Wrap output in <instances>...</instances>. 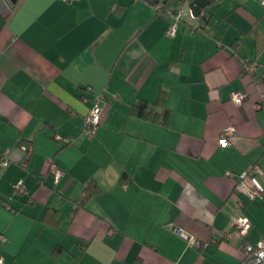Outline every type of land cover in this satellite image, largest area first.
Masks as SVG:
<instances>
[{"label":"crops","instance_id":"0c3cea01","mask_svg":"<svg viewBox=\"0 0 264 264\" xmlns=\"http://www.w3.org/2000/svg\"><path fill=\"white\" fill-rule=\"evenodd\" d=\"M205 8L207 24L185 15L169 35L171 18L143 0L1 6L4 264H240L243 244L264 236V173L240 177L264 170V0ZM233 92L247 94L241 105ZM162 93L153 106L170 110L167 124L132 113ZM97 96L104 119L90 137ZM89 182L99 190L80 206ZM243 182L262 196L250 200ZM238 215L252 224L245 235Z\"/></svg>","mask_w":264,"mask_h":264},{"label":"built area","instance_id":"2783aa9c","mask_svg":"<svg viewBox=\"0 0 264 264\" xmlns=\"http://www.w3.org/2000/svg\"><path fill=\"white\" fill-rule=\"evenodd\" d=\"M191 0H183L178 6L176 7H165L164 4L162 2H158L154 5V8L156 9L157 13L163 15V16H167L168 18H171L172 22L168 28L167 34L169 35H174L175 32L177 31V24L179 21H181L183 19V17L185 15H187L188 17L195 19L196 17H194L192 10L188 7V4ZM6 3V6L8 7V9H10L12 7V3L11 0H0V8L2 5H4ZM187 6V8L185 7ZM193 29L197 30L198 29V25H193ZM244 69L245 71L252 73L254 72L257 63L256 62H249V63H245L244 64ZM260 78H264V70L263 73L261 75ZM247 94L244 92H233L231 94V98L233 99V101L238 104L241 105L243 103V101L245 100ZM102 96H97L94 100L93 105L91 106V108L89 109L88 113L85 115V119H84V126H83V130L84 132L90 136L93 137L96 135L99 127L101 126V123L104 119V113H103V109L100 105V100H101ZM262 101H264V95L262 96ZM233 133V128L232 127H227L223 130V132H221L220 138H219V142L223 145H226L229 143V136ZM25 150H30L29 146H24ZM4 165H8V161L6 159H4L3 161ZM50 170L54 175V179L55 182H58L62 171L61 169L58 167V165L55 162L51 163L50 166ZM264 173L263 168L257 164H251L248 168V170L242 174H240V177L242 178V180L244 178H246L249 175H262ZM228 175L232 176V172H227ZM244 187H246L248 189V195L250 200H256L257 198H260L262 196V190L257 187L254 184H251L250 182L244 183L243 182ZM18 189L20 191H23V189L21 188V186H18ZM234 229L245 235L247 233V231L251 228L252 224L250 222V220L244 216V215H238L235 218L234 221ZM175 231L187 238H189V242L193 245H198V241L187 236V234L179 227L175 228ZM6 237L5 235L0 232V243H2L3 241H5ZM243 248H244V258L242 259V261L240 262V264H264V236L261 237L256 243H249V242H245L243 244ZM0 264H4V257L3 255L0 253Z\"/></svg>","mask_w":264,"mask_h":264},{"label":"trees","instance_id":"16d2710c","mask_svg":"<svg viewBox=\"0 0 264 264\" xmlns=\"http://www.w3.org/2000/svg\"><path fill=\"white\" fill-rule=\"evenodd\" d=\"M143 1L150 3L153 6L158 2H162L164 4V6L167 8V7H176L183 0H143ZM212 1H216V0H212ZM200 18L204 21V24H207L208 13L206 11V8H204ZM204 24H199L198 29L204 28L205 27ZM192 29H193V26H192ZM252 32L256 36H258L259 31H258L257 21L255 22V26L253 27ZM249 62H257V60L248 61V62H246V64ZM163 102H164V94L163 93L161 94L159 100L154 102L151 106H149V103L146 100L141 99L140 101H138L134 104L132 113L137 115L138 117H141L144 119H150L152 121H157V122L159 121V122H162L164 124H167L169 116H170V110L167 108H164L162 111H157L154 109V106H153V105H156L158 103L163 104ZM98 190H99V186L96 182H89L85 188L84 194L77 200V204L80 206L84 205V203L93 194H95Z\"/></svg>","mask_w":264,"mask_h":264},{"label":"water","instance_id":"95a60500","mask_svg":"<svg viewBox=\"0 0 264 264\" xmlns=\"http://www.w3.org/2000/svg\"><path fill=\"white\" fill-rule=\"evenodd\" d=\"M17 0H11L14 4ZM212 3V0H191L188 7L192 10L194 17L198 18L203 12V9Z\"/></svg>","mask_w":264,"mask_h":264},{"label":"rangeland","instance_id":"374dc122","mask_svg":"<svg viewBox=\"0 0 264 264\" xmlns=\"http://www.w3.org/2000/svg\"><path fill=\"white\" fill-rule=\"evenodd\" d=\"M187 8V6H185Z\"/></svg>","mask_w":264,"mask_h":264}]
</instances>
